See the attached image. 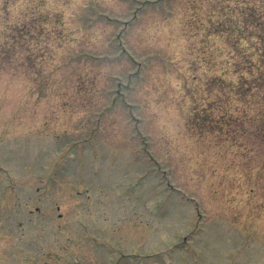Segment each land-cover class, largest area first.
Listing matches in <instances>:
<instances>
[{
  "label": "rangeland",
  "instance_id": "1",
  "mask_svg": "<svg viewBox=\"0 0 264 264\" xmlns=\"http://www.w3.org/2000/svg\"><path fill=\"white\" fill-rule=\"evenodd\" d=\"M227 4L0 0V264H264Z\"/></svg>",
  "mask_w": 264,
  "mask_h": 264
},
{
  "label": "trees",
  "instance_id": "2",
  "mask_svg": "<svg viewBox=\"0 0 264 264\" xmlns=\"http://www.w3.org/2000/svg\"><path fill=\"white\" fill-rule=\"evenodd\" d=\"M218 1L229 3L223 6L229 20L223 32L229 36L228 70L239 81L231 82L229 78V87L243 93L244 98L253 92L254 96L262 94L264 97V0ZM221 78L226 80L224 76ZM260 119V137L264 147V103Z\"/></svg>",
  "mask_w": 264,
  "mask_h": 264
}]
</instances>
